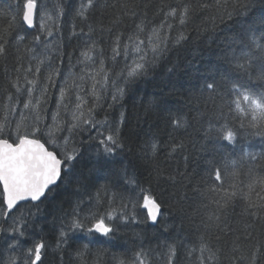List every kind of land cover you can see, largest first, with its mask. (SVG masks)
<instances>
[{
  "label": "snow or ice",
  "instance_id": "snow-or-ice-1",
  "mask_svg": "<svg viewBox=\"0 0 264 264\" xmlns=\"http://www.w3.org/2000/svg\"><path fill=\"white\" fill-rule=\"evenodd\" d=\"M253 2L182 0L169 7L158 25L136 23L135 8L125 2L123 15L105 28L88 23L100 0H79L73 20L85 26L73 22L67 35L62 30V2L55 5V16L49 0H17L15 13L0 7V20L5 22L0 27V57H14V66L4 69L8 87L0 95V264H45L52 244L38 222L41 205L62 187L71 190L68 207L61 202L58 214L46 221L55 232L59 264L66 251L78 264H86L92 243L112 240L130 225L155 226L165 218L171 205L157 190L164 178L156 163L161 145L152 136L141 146L138 155L150 169L149 178L142 180L126 161L131 148L123 132L122 101L161 64L169 74L181 70L178 62L168 66V55L187 41L183 29L197 12L210 13L211 29H204L209 32L207 43H217L219 25L231 35L219 40L222 54L203 72L185 65L196 80L195 98L205 108L195 119L207 158L195 183L186 172L167 180L179 185L182 193L192 185L193 193L214 210L201 215L192 245L181 246L185 256L193 258L191 264H224V237L235 236L232 261L264 264V241L254 235L258 227L264 230V30L258 32L250 15ZM125 17L133 19L128 32L116 27ZM173 22L176 35L171 36ZM259 24L264 25V17ZM157 106L163 107V102ZM163 110L169 112V154L183 151L184 142L176 134L187 131L190 120L182 112ZM256 139L261 150L246 151L243 145ZM85 159L87 169L82 166ZM237 169L243 170L246 182ZM169 198L178 212L184 211L183 196L169 193ZM202 207L207 209L208 203ZM230 213L247 221L244 239L257 240L247 255H237L240 236L228 223ZM213 230L218 233L215 243L209 235ZM29 231L32 243L25 250L21 241ZM82 235L95 240L84 243ZM164 248L162 264H173L177 244ZM102 255L96 253L95 264ZM153 257V249L141 246L130 260L120 259L118 264H152Z\"/></svg>",
  "mask_w": 264,
  "mask_h": 264
},
{
  "label": "trees",
  "instance_id": "trees-1",
  "mask_svg": "<svg viewBox=\"0 0 264 264\" xmlns=\"http://www.w3.org/2000/svg\"><path fill=\"white\" fill-rule=\"evenodd\" d=\"M61 2L65 10L61 21L62 30L65 32V35H67L73 22L78 27H84V22L73 20L74 10L78 7L79 0H49V7L52 10L53 16L56 14L55 5ZM125 2H127L129 7L135 8L138 14L135 18L136 23H139L140 20H146L158 25L163 19L164 14L169 10V7H175L182 0H100V5L91 10L88 23H93L96 26L103 25L105 28L112 27L116 18L123 15L121 5ZM244 2H248V0H244ZM16 5L17 0H0V7L10 8L14 13L19 11ZM209 15V12H197L193 15L190 22L183 29L188 37L187 41L182 46L173 48L169 53L168 66H171L173 62H178L181 65L180 71L175 74H169L165 69V64H161L153 76L140 80L122 101L123 110L126 113L123 132L128 138V146L131 148V152L126 154V161L130 163V166H132L133 170L137 172L142 180L148 179L150 169L138 154L146 140L152 136L157 138L161 147L158 150L156 163L164 173V178L160 180L157 190L164 192V198L171 207L165 211V218L155 226L130 225L122 228L120 234L112 240L101 238L99 241L92 243L89 246L90 254L86 258V264H95V255L98 251L103 253L100 264H118L120 259L128 261L131 259L132 254L141 246L146 250L149 248L154 250L152 264H162L161 253L166 252L164 245L174 243L177 244V256L173 264H191L193 260L192 257L185 256L181 242L185 246L192 245L197 237L201 215L206 211L214 210V205H211L208 201H202L195 195L192 191V185H188L182 193L179 190V185L174 186L167 180V177L171 175L179 179L180 177L177 174L186 172L194 178L193 183H195L204 171L207 153L202 148L204 142L198 132L200 123L195 118L204 112L205 108L203 102L195 98L198 95L195 90L196 80L185 69V65L191 64L203 72L210 63H214L217 57L222 54L221 48L217 46L219 40L231 35L224 25H219L217 43H207L209 32H206L204 29H211V25L208 23ZM250 15L257 21L258 32L264 30V25L259 24L260 18L264 17V2L254 0L250 9ZM4 23L3 20H0V27ZM173 23L174 30L170 34L171 36L176 35V22ZM132 25L133 19L125 17L123 22L117 24L116 27L120 31L128 32ZM86 30L87 28L85 27ZM101 46L107 48L108 45L102 42ZM72 47H76V41L72 42ZM13 66V56L0 57V95H3L4 89L8 87L6 80L3 79L4 69H11ZM160 102H163V107L157 106ZM163 108H167L172 114L182 112L190 120L191 126L187 128V131L176 134L184 142L185 147L183 151L169 154L167 146L170 132L168 126L169 112L164 111ZM117 114L118 110L117 112H113L110 118L114 119ZM243 147L246 151L258 152L261 150L259 139L251 141L250 144L246 142ZM237 153H239V147L237 148ZM185 157H187L186 160ZM82 166L85 169L90 166L87 159L82 162ZM237 171L241 173L239 179L246 182L243 170L237 169ZM100 183L106 182L100 181ZM169 193H175L177 197L183 196V203L181 205L184 209L183 212L177 211L176 203L169 198ZM70 195L71 190L62 187L57 189L54 195L41 205L42 216L38 219V222L44 225L45 238L52 244V247L48 250L45 264H59L54 245L55 232L47 225L46 221H51L53 215L58 214V205L61 202H64L65 208L68 207L66 200ZM205 203H208L207 209L202 207ZM238 212L239 209H237ZM237 213H230L228 215V223L236 230V235L240 236L238 243L240 244L241 251L237 255L241 253L247 255L250 252L252 244H255L257 240L250 242L244 239L242 233L247 221ZM138 214L142 216V212H138ZM136 233H139V236ZM217 234L215 230L209 234L212 243H215L214 238ZM254 235L258 240L264 241V230L258 227ZM35 238L39 239L40 237ZM81 239L84 243H87L89 239L95 240L94 237H88L87 235H82ZM233 240H235V236L224 237V241L227 242L225 244L226 259L224 264H242L241 261H232L230 259L232 256L231 248L234 247ZM21 243L25 250L31 247V231L26 234V238ZM19 254L18 252L17 255ZM63 264H78V262L66 251Z\"/></svg>",
  "mask_w": 264,
  "mask_h": 264
}]
</instances>
